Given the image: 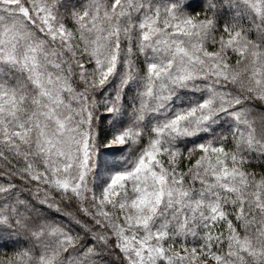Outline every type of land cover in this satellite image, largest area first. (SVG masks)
Instances as JSON below:
<instances>
[{
    "label": "snow or ice",
    "instance_id": "6c2138e0",
    "mask_svg": "<svg viewBox=\"0 0 264 264\" xmlns=\"http://www.w3.org/2000/svg\"><path fill=\"white\" fill-rule=\"evenodd\" d=\"M0 264H264V0H0Z\"/></svg>",
    "mask_w": 264,
    "mask_h": 264
}]
</instances>
